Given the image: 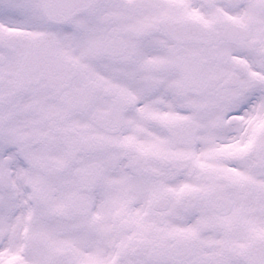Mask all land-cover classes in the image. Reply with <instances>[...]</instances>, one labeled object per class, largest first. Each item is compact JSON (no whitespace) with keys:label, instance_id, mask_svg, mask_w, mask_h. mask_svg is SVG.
Returning a JSON list of instances; mask_svg holds the SVG:
<instances>
[{"label":"snow or ice","instance_id":"snow-or-ice-1","mask_svg":"<svg viewBox=\"0 0 264 264\" xmlns=\"http://www.w3.org/2000/svg\"><path fill=\"white\" fill-rule=\"evenodd\" d=\"M0 264H264V0H0Z\"/></svg>","mask_w":264,"mask_h":264}]
</instances>
